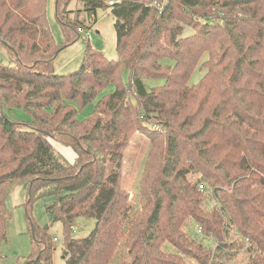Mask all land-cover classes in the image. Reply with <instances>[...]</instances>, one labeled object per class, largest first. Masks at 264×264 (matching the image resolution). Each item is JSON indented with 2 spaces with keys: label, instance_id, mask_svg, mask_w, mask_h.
<instances>
[{
  "label": "trees",
  "instance_id": "trees-1",
  "mask_svg": "<svg viewBox=\"0 0 264 264\" xmlns=\"http://www.w3.org/2000/svg\"><path fill=\"white\" fill-rule=\"evenodd\" d=\"M73 2L88 25L109 11L117 57L86 44L79 68L58 74L55 57L80 35L67 10ZM54 4L62 45L50 33L46 0H0V260L6 200L22 184L30 264H52L49 228L31 216L44 199L63 228L65 264H264V0ZM197 67L204 74L189 86ZM147 80L163 84L147 89ZM92 102L79 121L78 109ZM135 133L149 143L136 204L121 188ZM81 219L93 227L74 238Z\"/></svg>",
  "mask_w": 264,
  "mask_h": 264
},
{
  "label": "rangeland",
  "instance_id": "rangeland-1",
  "mask_svg": "<svg viewBox=\"0 0 264 264\" xmlns=\"http://www.w3.org/2000/svg\"><path fill=\"white\" fill-rule=\"evenodd\" d=\"M46 21L50 33L57 45H62L64 42V34L62 27L55 17V4L54 0H46ZM67 10L72 11L69 15L70 21L78 22L81 24L79 37L70 45L62 49L53 61L54 71L58 74H67L76 71L83 58V53L86 44L95 51L102 53L108 60H113L116 55V37L113 27L114 20L109 11L98 10L96 14V23L87 24L86 15L81 11V7L76 3H71ZM79 10V11H77ZM87 27V29H86ZM190 29H186V31ZM204 60V57L202 58ZM204 71L198 67L192 72L188 85H196L200 81ZM122 81L124 84L128 82V72L123 71ZM163 84L162 80H147L145 81L146 88H153ZM113 91V86H108L105 90L106 93ZM98 100V99H97ZM96 102V101H95ZM95 102L88 104L78 109L77 119L85 121L91 115ZM7 114H9L7 112ZM12 117L19 121L25 120L26 115L22 110L12 111ZM55 152L62 156L66 162L72 163L75 159L73 152L62 145L53 143ZM149 143L144 134L135 133L128 147L126 148L121 170V188L128 194L129 200L133 202L138 201L139 194V181L143 171V164L147 156ZM192 181L196 178H190ZM26 186L22 184L15 185L6 200V206L10 211L11 217L6 227V240L1 247V260L0 264H25L28 261L31 252V238L27 231V223L25 217V209L23 201L25 200ZM24 196V199L22 198ZM52 200L44 199L38 200L32 205L31 216L37 225L40 227L47 226L49 228V235L51 239H55L54 252L52 256V264H65L61 259L62 249V232L63 228L60 223L52 222L50 217L45 211L46 205L50 204ZM211 202H208L210 208ZM92 221L84 219L79 220L78 225L73 232L74 238L85 237L92 229ZM192 232L196 231L195 227L191 228ZM208 245H212L211 243ZM165 251L174 252L173 248L165 245ZM185 262H192L189 258ZM31 264H41L31 263Z\"/></svg>",
  "mask_w": 264,
  "mask_h": 264
},
{
  "label": "built area",
  "instance_id": "built-area-1",
  "mask_svg": "<svg viewBox=\"0 0 264 264\" xmlns=\"http://www.w3.org/2000/svg\"><path fill=\"white\" fill-rule=\"evenodd\" d=\"M108 5H112V3L111 2H109L108 3ZM198 190L200 191V192H203V190H205V187H204V185H202V184H199V186H198ZM75 232V231H74ZM54 242H56V240L54 239L53 240Z\"/></svg>",
  "mask_w": 264,
  "mask_h": 264
},
{
  "label": "crops",
  "instance_id": "crops-1",
  "mask_svg": "<svg viewBox=\"0 0 264 264\" xmlns=\"http://www.w3.org/2000/svg\"><path fill=\"white\" fill-rule=\"evenodd\" d=\"M24 199V196L22 197ZM24 202V201H23Z\"/></svg>",
  "mask_w": 264,
  "mask_h": 264
},
{
  "label": "water",
  "instance_id": "water-1",
  "mask_svg": "<svg viewBox=\"0 0 264 264\" xmlns=\"http://www.w3.org/2000/svg\"><path fill=\"white\" fill-rule=\"evenodd\" d=\"M26 264H30V263L28 262V263H26Z\"/></svg>",
  "mask_w": 264,
  "mask_h": 264
}]
</instances>
